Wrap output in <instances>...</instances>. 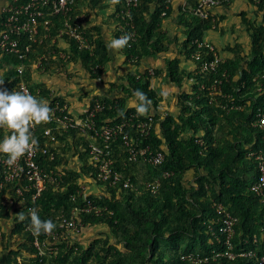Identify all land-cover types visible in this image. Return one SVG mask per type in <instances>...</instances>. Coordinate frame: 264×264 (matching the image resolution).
I'll list each match as a JSON object with an SVG mask.
<instances>
[{
  "label": "trees",
  "instance_id": "1",
  "mask_svg": "<svg viewBox=\"0 0 264 264\" xmlns=\"http://www.w3.org/2000/svg\"><path fill=\"white\" fill-rule=\"evenodd\" d=\"M105 2L91 0L89 8L92 11L105 10ZM117 3L122 4V0H117ZM166 7L165 0L158 3L156 0H141L139 6L132 9L138 42L121 48L124 62L133 71L123 79L125 85L122 87L127 91L125 97L134 96L137 89L143 91L151 100L149 111L137 113L134 108L127 107L125 98H103L97 101L106 104V109L96 117L97 126L105 127L128 122L131 115L138 117L135 121H145L147 117L154 116V127L142 142L151 146L154 152L165 153L164 164L154 168L146 163L127 162L128 152L119 136L107 148L111 151L115 168L132 181L135 189H123L122 186L109 188L98 181L96 169L89 165V136L79 138L74 131L56 132L60 144L55 161L41 158L39 162L46 173H53L55 177L62 175V181L48 183L36 200L24 178L3 186L0 191V264H190L181 259L188 254L208 258L205 264H257L259 258L264 256V206L251 191L259 177L257 161L252 155L263 148V132L251 124L257 104L263 103V99L256 97L258 84L253 83V79L264 73V27L248 25L252 54L245 68L235 64L231 68L223 64L220 68V72L227 70L230 73L226 92L233 93L237 105H247L244 112L224 110V101L219 98L218 102H211L209 90L217 76L198 72L188 74L180 70V60L174 59L167 64V76L171 82L180 87L182 80L189 77L195 81V86L191 93L184 92L180 96L177 117H162L159 111L161 99L153 88L154 77L158 76L159 71H155L152 77L142 63L146 57L166 51L162 46L165 37L159 31L161 21L172 13L171 7ZM163 12H166L164 17ZM111 18L115 20L114 15ZM209 20L194 17L182 23L187 31L181 50L184 58L192 63L194 50L191 43L203 40L204 32L211 28ZM91 31L99 34L98 28ZM91 40L96 46L95 57L91 58L87 52L81 53L72 42V61L75 62L77 58L81 60L90 77L97 79L92 72L93 66L100 64L105 67L111 62V57L107 43L102 39ZM27 44V38L20 39L23 52ZM132 56L137 60L130 62ZM27 58L23 61L26 65ZM0 60L3 71L0 72V82L8 84L6 91L9 93L18 92L21 81L15 70L20 64L18 58L4 55ZM11 64L14 67L8 69ZM31 71L28 69L27 77ZM242 82L247 83L248 87L241 93H235L234 89L240 88ZM262 82L259 80V84ZM41 127L39 125L31 131L42 141ZM2 130L0 140L5 136ZM126 132L136 134L129 127ZM71 137L74 141L70 146L73 157L82 163L79 174L66 169L62 160L64 154L61 152L67 151L64 143ZM197 140L203 145L198 144ZM142 165L146 167V180H162L157 194L145 186L138 187L137 184L141 182L136 170ZM81 173L104 189L100 196H78L82 187L79 185ZM165 173L171 176L163 179ZM191 174L195 178L192 183L186 181ZM2 182L0 172V186ZM19 188L22 195L17 194ZM88 202L101 209L102 214L81 212ZM219 204L228 207L237 220L232 240L233 252L252 251L255 257L234 260L225 256L214 258V255L226 250V236L220 232L222 217L217 212ZM30 208L35 209L42 220L50 219L54 223L62 214L70 216L76 210L83 228L89 225L106 226L110 237L94 242L85 250L79 245L69 244L65 241L67 238L62 237L63 242L55 254L46 250L45 255H40L34 246ZM21 213L24 220L20 219ZM38 236L41 240L46 238V234Z\"/></svg>",
  "mask_w": 264,
  "mask_h": 264
},
{
  "label": "built area",
  "instance_id": "2",
  "mask_svg": "<svg viewBox=\"0 0 264 264\" xmlns=\"http://www.w3.org/2000/svg\"><path fill=\"white\" fill-rule=\"evenodd\" d=\"M83 0H13L1 12L0 15V57L15 56L19 60V65L15 67L21 81L19 91L33 95L38 100L46 101L52 109L49 121L34 125V131L41 125V138L34 136L38 143L33 146L29 153L18 159L15 164L7 163V155L0 154V172L3 175V186L13 184L19 179L24 178L33 191V199L40 197L48 183H59L62 181V175L55 177L53 173H46L40 165L39 159L48 158L50 162L56 159L57 147L59 146V137L56 132L69 133L74 131L80 136L91 139L89 144V165L96 169L97 179L100 183L106 184L109 188L122 186L123 189H135L132 181L125 177L115 168V161L112 158L111 151L107 145L115 138L121 137L122 146L127 150V162L135 164L138 162L146 163L154 168L162 166L165 162V153L154 152L151 146L142 142L143 138L149 137L154 127V116H149L145 121H135L137 116L131 115L128 122H123L117 126L98 127L96 124L97 115L106 109V104L95 101L88 111L81 117L73 116L68 102L57 95L54 90L46 87L34 86L27 79V71L31 69L43 75L50 69L57 68V72L64 71L63 67L72 64L74 54L71 49V43L74 42L81 53H88L91 58L95 56V45L91 38L96 40L92 33L93 25L89 24V17L83 10H78V3ZM90 2L91 0H87ZM141 0H122V4L117 3L113 12L114 33L117 38L129 36L127 45H133L138 42L136 25L133 19L132 9L139 6ZM177 0H165L166 9L172 7ZM235 0H199L193 6H187V10L192 16L201 20H209L213 9L222 6H228ZM255 7H261L264 10V0H249ZM166 12L162 13L164 17ZM27 38L28 44L24 52L20 48V39ZM192 60L197 67L199 74L210 75L215 77L209 90L211 102H218V98L224 101L222 108L228 112L238 110L244 112L247 105H237L233 93L226 92V85L230 82V73L227 70L221 71L224 64L223 58L217 52L215 46L205 40H194L191 43ZM28 57V58H27ZM27 58L28 65L23 63ZM137 57H131L130 62L136 61ZM80 61V60H79ZM60 65V66H59ZM103 66L96 64L92 72L97 75ZM148 74L155 76V70L148 68ZM139 76V75H138ZM259 80L264 81V73L257 75L253 83H257V99H263L262 104H257L254 111V121L252 127L262 131L263 148H260L252 157L255 156L259 177L251 188V191L260 198L264 206V82L259 84ZM203 85H200V88ZM247 83L242 82L241 87L234 89L235 93H241L246 89ZM256 99V100H257ZM169 114L164 112L162 117ZM130 123L131 125H128ZM136 131V134L126 132L127 128ZM101 142L103 145L98 144ZM203 145L200 140L196 141ZM105 145V148L103 147ZM171 176L165 173L163 179ZM162 180L160 178L150 182L146 188L153 194H157L161 188ZM137 190V188H136ZM17 194L22 195L21 189H17ZM78 196L85 198L83 187L78 191ZM76 198L74 197L73 200ZM31 210V208L29 209ZM83 213L95 212L101 215V209L93 207L90 202L82 209ZM217 212L222 217V228L220 229L225 236V252L214 255L228 257L230 260L239 257H255V253L233 252L232 240L235 235V225L237 220L231 215L228 207L219 204ZM55 230L46 234L45 239H40L34 234V246L40 255H45L46 250L51 254L57 252L58 243L62 237H68L71 233L78 232L83 228L79 218L78 211H74L70 216L62 214L55 222ZM182 261L190 264H205L208 258L196 257L192 254L183 256ZM257 264H264V256L260 257Z\"/></svg>",
  "mask_w": 264,
  "mask_h": 264
},
{
  "label": "crops",
  "instance_id": "3",
  "mask_svg": "<svg viewBox=\"0 0 264 264\" xmlns=\"http://www.w3.org/2000/svg\"><path fill=\"white\" fill-rule=\"evenodd\" d=\"M12 1L13 0H0V15L2 10ZM105 1L106 2L104 3V7L106 9L101 11H103L104 13L107 9H110L108 15H101L99 13L100 9L92 11L89 8V3L91 1L88 2L87 0L79 2L77 9L83 10L88 15L89 24H92L93 28L99 29V34L92 31L96 40L102 39L105 43L108 44L111 40L116 38L114 33V19H112L111 17L113 16L114 10H116L118 7L117 0ZM158 1L160 0H156L157 3ZM197 1L199 0H177L173 3L171 7L172 13L170 18L161 21V28L159 31L166 38L168 32L167 29H170L174 26L176 32V28L178 27V33L181 34V36H176L177 38L175 39V48L170 49L172 50V52H167V50L165 49L166 51L164 52L146 57V59H144L142 63V67L144 69L154 68L156 71L164 72L163 78L158 79V81L153 80V88L156 91V87L159 86L157 97L161 99V104L159 107L161 116L164 112H167L169 115H173V113L175 112L176 114H178L180 112V96L184 92L191 93L195 86V81L190 79L189 77H185V79H183L184 81L182 82L180 87L171 82V80L167 76V64L170 60L179 59L181 71H185L188 74H195L198 71L194 63L184 58V52L181 50V46H178L182 45L179 42L180 40L185 39V33L187 30L181 25V21L180 23H177L176 21V18L179 15H182L183 17V12L187 11V6L195 5ZM181 20L183 22V18H181ZM209 22L211 28L207 32L214 31L215 33H217L220 31V34L216 35L215 38L209 37V42L205 40V34L207 32H204L203 40L215 46L217 52L223 58L224 64H228L230 68L233 66L232 64H235L236 66L239 65L242 68H245L247 66L248 60H244V62H242V58L238 60L240 53H242L240 52V47H232V45L230 44L232 41L230 43H228L227 41H234L233 37L236 36L235 45H240V43L238 42H241L242 48L246 47V51H250L252 45L250 39L251 37L248 32V27L246 28V30L245 27L249 24L264 27L263 9H258V7H255L249 0H235L228 6H222L213 9ZM244 31L247 34V41L245 42L244 40L240 41V39L244 38ZM217 40L219 42H217ZM220 41L224 44L221 45ZM109 52L111 62L103 67V71L101 75L97 77V79H93L90 77L88 71L85 69V66L83 65L81 60H78V58L75 61L76 64H68L67 68L64 66V71L61 73L57 72V68L50 69L43 75L36 71H31V73L29 72L27 79L34 86H41L46 87V89L48 88L54 90L57 95L68 102L73 116L81 117L93 105L94 101L101 100L103 98H118L119 93L115 92L111 95L109 89L112 87L125 85L123 79L127 74L133 72L132 68L124 62L121 48L109 49ZM184 62L189 63L188 69H185V67L183 66ZM0 64H2V62H0ZM12 67H14V64H11L8 69ZM0 72H3L2 68H0ZM237 75L239 76V74ZM7 88L8 84L3 83L2 85H0V90H6ZM162 91L167 92V96H162ZM123 96L125 97V95ZM130 98L131 99L127 101V107L135 109V97L130 96ZM2 131H4L5 136L8 135V130ZM5 136H3V138ZM187 177L188 179L190 178V176Z\"/></svg>",
  "mask_w": 264,
  "mask_h": 264
},
{
  "label": "clouds",
  "instance_id": "4",
  "mask_svg": "<svg viewBox=\"0 0 264 264\" xmlns=\"http://www.w3.org/2000/svg\"><path fill=\"white\" fill-rule=\"evenodd\" d=\"M130 37L125 35L111 40L107 47L109 49H119L126 46ZM3 82H0L2 85ZM135 97V110L139 114L149 111L151 100L139 89L133 93ZM162 96H167V92H161ZM52 109L48 103L42 99L38 100L23 91L9 93L0 90V129L10 131V135L0 140V154L7 155V163L13 165L18 159L29 153L38 141L34 137L31 129L49 121ZM24 220L23 213L19 214ZM31 227L34 234H49L53 232L56 225L48 219L42 220L35 209L30 210Z\"/></svg>",
  "mask_w": 264,
  "mask_h": 264
},
{
  "label": "rangeland",
  "instance_id": "5",
  "mask_svg": "<svg viewBox=\"0 0 264 264\" xmlns=\"http://www.w3.org/2000/svg\"><path fill=\"white\" fill-rule=\"evenodd\" d=\"M109 12H110V9H107L106 12H104V13H103V11L99 10V13L101 15H105V14L108 15ZM180 17L183 18V22H185V23L186 22H189L191 20V18L192 19L194 18V16H192V14L188 10L183 13V17H182V15H179L176 18L177 23H180V21H181V23H183ZM169 18L170 17H168L167 19H169ZM172 25H173V23H172ZM247 27H248V25H246L245 30H246ZM167 30H168L167 37L164 38L166 40H163L162 46L164 47V49L167 50V52L168 51L172 52V50H170V49H174L175 48V39L177 38L176 36H181V34L178 33L179 32L178 27L176 28V32H175L174 26L171 27L170 29H167ZM207 31L208 30H206L205 32H207ZM219 34H220V31L217 32V33H215L214 31H209V32H207L205 34V38H206L205 40L206 41H209V37L210 38H215V36L216 35H219ZM243 34H244V38L245 39L242 38V39H240V41L244 40V42H245V41H247V34H246L245 31L243 32ZM163 37H164V35H163ZM233 38H234V41L233 40H229L227 42L230 43L232 41L230 43L232 45V47H235V46H239L240 47V52L243 53V56H242V53H240V56H239V59L238 60H240V58H242V62H244V60H247L248 57L251 56V54H252V45H251V48H250V51H251V53H250V51L248 49H247L248 51H246V47L245 48H242L241 42H238V43H240V45H235L236 44V42H235L236 41V36H234ZM181 39H183V38H181ZM185 39H186V37H185ZM185 39L180 40L179 43L182 44ZM217 42H219V41L217 40ZM220 44L223 45L224 43H222L220 41ZM178 46H181V45H178ZM73 64H76V63L73 62ZM183 66L185 67V69H188L189 63H185L184 62L183 63ZM102 71L103 70H101L96 76L99 77L101 75ZM163 75H164V72H158V76H155L154 77L155 78L154 81H158V79L163 78ZM183 81L184 80H182V82ZM156 89H157L156 92H158L159 86H157ZM109 90H110V94L111 95L114 94L115 92H118L119 93L118 98H125L127 101L132 98V97L130 98V96L128 98L123 96V95H126V92L127 91H126V88H124L122 86L112 87ZM173 116L177 117L176 112L173 113ZM78 137L79 138H84L83 136L81 137L80 135H78ZM73 142L74 141H73V139L71 137L70 139H68L67 142L64 143V149L67 150V151L61 152V153L64 154V157H62V160H63V163H64L66 169H69L71 171H74V172H77L78 173L80 167L82 166V163H80V161L76 160V158L73 157V154H72L71 148H70V146L73 145ZM143 167H144L143 165L142 166H139L138 169L136 170V172L139 174V180L141 182L140 184H137L138 187L139 186H142V187L145 186L146 187L150 183L148 180H146V176L144 175L145 174V168L146 167L145 168H143ZM254 171H255V169L253 170V172ZM186 181L187 182H191V183L193 181H195L194 175L191 174L190 175V178L187 179ZM79 185H80V187L81 186L83 187V189L85 191V196H94V197L100 196V194H102L103 191H104V189L102 187H99L97 184H95L93 181L89 180L86 177V175H83L82 173L80 174ZM108 237H110V234H109V230L106 228V226H93V225H89V226H87L85 228H81L78 232L71 233L67 237V239L65 241H68L69 244L79 245V247H81L83 250H85L91 244H93L94 242H96V241H103V240H105ZM110 241H111L112 244H114V240L112 238H110ZM62 242H63V240H61L58 243V245H56V247L58 248V246H60L62 244Z\"/></svg>",
  "mask_w": 264,
  "mask_h": 264
}]
</instances>
